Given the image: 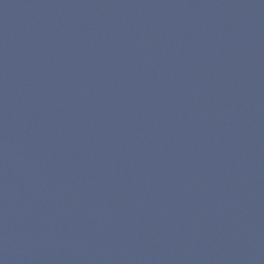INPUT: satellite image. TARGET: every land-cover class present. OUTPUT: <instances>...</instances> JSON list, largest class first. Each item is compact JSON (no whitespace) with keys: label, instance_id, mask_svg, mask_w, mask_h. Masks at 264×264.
Returning <instances> with one entry per match:
<instances>
[{"label":"water","instance_id":"obj_1","mask_svg":"<svg viewBox=\"0 0 264 264\" xmlns=\"http://www.w3.org/2000/svg\"><path fill=\"white\" fill-rule=\"evenodd\" d=\"M0 264H264V0H0Z\"/></svg>","mask_w":264,"mask_h":264}]
</instances>
